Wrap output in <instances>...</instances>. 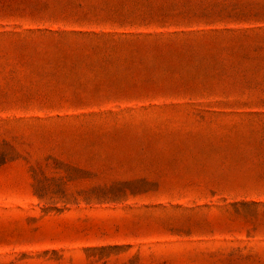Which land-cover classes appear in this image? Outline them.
Returning a JSON list of instances; mask_svg holds the SVG:
<instances>
[{
    "label": "rangeland",
    "instance_id": "obj_1",
    "mask_svg": "<svg viewBox=\"0 0 264 264\" xmlns=\"http://www.w3.org/2000/svg\"><path fill=\"white\" fill-rule=\"evenodd\" d=\"M0 264H264V0H0Z\"/></svg>",
    "mask_w": 264,
    "mask_h": 264
}]
</instances>
